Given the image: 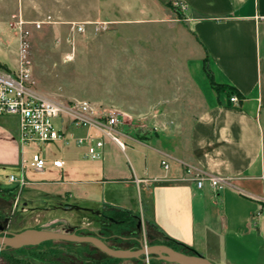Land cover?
<instances>
[{"label":"crops","instance_id":"obj_1","mask_svg":"<svg viewBox=\"0 0 264 264\" xmlns=\"http://www.w3.org/2000/svg\"><path fill=\"white\" fill-rule=\"evenodd\" d=\"M176 2L186 5L178 10L182 19L173 11ZM96 9L98 21L114 25L183 22L195 54L189 74L203 93L205 108L187 130L123 131L122 140L149 146L157 154L142 163L138 157L133 163L126 161V171L115 158L103 161L101 171L88 169L86 159L97 158L85 157V146L74 141L87 130L69 128L67 143L51 142L62 146L59 156L42 155L47 160L43 172L25 165L21 199L28 207L40 194L55 195L51 203L32 210L37 218L48 217L55 209L65 212L67 225L56 230L87 221L83 210L65 209L66 205L121 210L137 215L145 232L152 229L153 239H172L212 262L264 264V0H97ZM5 62L0 60V65ZM211 81L224 87L217 89ZM227 86L238 91L233 94L239 98L236 103ZM107 139L102 157L108 159L120 146ZM27 147L19 144L17 117L1 116L0 179L4 171L6 179L19 173L21 158L29 159L33 153ZM125 148L126 143L120 149ZM53 159H61L63 166H53ZM162 160H167L168 168H163ZM187 167L224 179V187L216 189L207 180L199 187ZM51 169L59 172L60 179L51 182L61 190L28 188L27 196L22 195L26 185L50 183L32 181L28 174L47 175ZM118 171L125 176L113 177ZM0 188L7 189L1 180ZM34 220L38 224L40 219ZM56 221L52 218L45 225Z\"/></svg>","mask_w":264,"mask_h":264},{"label":"rangeland","instance_id":"obj_2","mask_svg":"<svg viewBox=\"0 0 264 264\" xmlns=\"http://www.w3.org/2000/svg\"><path fill=\"white\" fill-rule=\"evenodd\" d=\"M179 3L172 6L173 11H182ZM96 4L97 0H0V60L6 61L4 67L10 69L17 65L19 29L29 30L32 88L42 95L60 100L87 99L115 106L124 113V131L187 130L205 108V98L189 74V62L195 54L184 32L183 22L102 23L98 21ZM178 16L184 18L181 13ZM38 21L42 22L40 27H36L35 22ZM77 23L84 24L83 32L74 29ZM123 141L125 150L120 147L113 149L108 159H86L88 169L98 167L101 171L103 161L117 159L123 171L126 161L133 163L138 157L142 163L145 158L157 155L149 146L131 142L125 137ZM27 148L33 152L40 151L46 158L59 156L62 150L58 143L51 142L31 144ZM118 154L120 158L116 157ZM58 173L51 169L47 175L28 174L27 178L32 181L51 184L26 185L22 195L27 196L28 188L48 193L61 190L51 182L60 179ZM6 174L7 171L2 172L1 185L5 188L15 185L6 179ZM15 175L20 176L18 172ZM123 176L125 173L120 171L113 175ZM53 200L55 195L40 194L37 202H28V207L44 206ZM86 215L87 221L94 219ZM23 216L24 222L17 221L16 226L36 225L34 219L39 218L38 223H44L40 227L49 230L62 228L69 219L60 209L53 210L48 217L38 218L36 212L29 209ZM52 218H57V221L45 225ZM96 229L100 231L98 226L93 227ZM151 231L149 228L148 233ZM115 242L119 244V241ZM42 245L47 248L44 252L32 253L26 248L6 249L0 252V264H82L83 260L88 263L87 251L96 252L94 259L101 260L97 264H177L156 258L104 260L106 254L86 243L53 240Z\"/></svg>","mask_w":264,"mask_h":264},{"label":"built area","instance_id":"obj_3","mask_svg":"<svg viewBox=\"0 0 264 264\" xmlns=\"http://www.w3.org/2000/svg\"><path fill=\"white\" fill-rule=\"evenodd\" d=\"M184 10L183 2L178 4ZM40 27L42 22H35ZM74 29L80 32L85 30L84 24L77 23ZM19 49L17 54V65L14 69H7L0 65V117L13 115L18 121V140L20 146L31 144H45L54 141L67 143L68 129H86L85 134L74 138L75 144L85 146L84 156L87 158L100 159L105 147V139H109L120 146L125 147L121 139L123 134L124 113L115 106H105L101 103L87 99L60 100L39 93L32 88L33 80L31 73V59H29L28 38L30 31L20 28ZM232 102L239 100L233 95ZM19 175L14 173L8 175V180L14 182L19 188L25 183L23 168L25 165L34 172H43L47 160L40 151L33 152L29 159L21 158ZM53 166L61 168L63 161L53 159ZM164 169L168 168L167 160H162ZM188 172L194 177L199 187L204 181H208L216 189L225 185V180L214 176H203V174L187 167Z\"/></svg>","mask_w":264,"mask_h":264},{"label":"flooded vegetation","instance_id":"obj_4","mask_svg":"<svg viewBox=\"0 0 264 264\" xmlns=\"http://www.w3.org/2000/svg\"><path fill=\"white\" fill-rule=\"evenodd\" d=\"M20 188L17 185L15 187H8L7 189L0 188V234L1 235H9V233L11 232H19L25 228H36V229L41 228L40 227L41 224L39 223L36 225H31V226H27V225L22 226L21 224V227L15 225L17 221L24 222L23 221L24 220L23 217H25L23 216L24 212H28L29 209L31 212L33 211L32 210L33 207L31 208L27 207L26 201L23 198L21 199L22 189ZM64 208L83 210V212L88 214L90 217L91 216L94 217V219H91L90 221H86L84 225L82 224L81 226H76V227H73L67 230L74 231L78 234H81V233L91 234V235L97 234L103 239V241L106 244L114 248L125 249L128 247L131 249H137L140 247L139 236H138V233L140 230L138 228V222L140 218L137 215H128L127 213H125V211H121V210L120 211L118 210L117 211H114V210L106 211L103 209L94 210L88 207H82V206L79 207L76 205L75 206L66 205ZM19 209L21 212H19ZM96 226L100 228V231H98L97 229L93 230V227H96ZM141 229L144 235V238H143L144 243L146 244L156 243V239H151L150 238L151 234L144 231V229L142 228V223H141ZM67 230H58V231H67ZM53 240L43 241L41 243H38V245H24L21 248H18V249L12 248V249L13 250H24L26 248L27 250L32 251V253L36 251L44 252L46 251L47 248L43 247L42 244L52 242ZM58 241L65 242V243H77V242L62 241V240H58ZM115 241H119V244ZM82 243H85V242H82ZM121 243L123 244V246ZM86 244L91 245L90 243H86ZM93 247L95 249L97 248L95 246ZM98 250L101 251L99 248H97V251ZM185 250L189 251L187 248ZM85 254L87 256L86 261L88 263H86L85 260H83L82 264H89L91 260H94L95 262L90 263V264H97V262L101 261L99 258L94 259L93 254L97 255L96 252L94 251H87V253ZM107 257L104 258V260L114 258V257H109L108 255ZM140 259H142V261L144 260L143 258H140Z\"/></svg>","mask_w":264,"mask_h":264},{"label":"water","instance_id":"obj_5","mask_svg":"<svg viewBox=\"0 0 264 264\" xmlns=\"http://www.w3.org/2000/svg\"><path fill=\"white\" fill-rule=\"evenodd\" d=\"M139 243L140 247L137 249L131 248H114L106 244L99 235L91 234H78L74 231H58L49 230L44 228H25L19 232H11L9 235L0 234V251L14 248L18 249L24 245H38L43 241L48 240H62L77 243H90L91 245L99 248L102 252L109 257L118 259L134 258V259H159L166 262H174L177 264H217L209 260L206 256L201 255L194 250H177L171 245L164 243L146 244L144 243V235L141 229V220L138 222ZM151 239L154 236H150Z\"/></svg>","mask_w":264,"mask_h":264},{"label":"trees","instance_id":"obj_6","mask_svg":"<svg viewBox=\"0 0 264 264\" xmlns=\"http://www.w3.org/2000/svg\"><path fill=\"white\" fill-rule=\"evenodd\" d=\"M178 11V10H177ZM178 13H179V15H180V12L178 11ZM213 84H214V86L218 89H221V87H224L223 86V84H221V85H219V84H217L216 82H214V81H211ZM227 90V94H228V96H230V95H233V94H239L238 93V91L235 89V88H233V87H231V86H227V88H226ZM156 242H158V243H164V244H167V245H171L172 247H174L175 249H177V250H181V251H183V250H185L186 248L184 247V246H182V244H179L178 242H175L174 240H172V239H168V240H157L156 239ZM112 259H118V258H112Z\"/></svg>","mask_w":264,"mask_h":264}]
</instances>
